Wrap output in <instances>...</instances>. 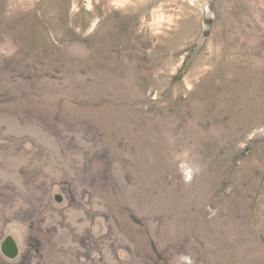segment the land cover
<instances>
[{
  "label": "rangeland",
  "instance_id": "374dc122",
  "mask_svg": "<svg viewBox=\"0 0 264 264\" xmlns=\"http://www.w3.org/2000/svg\"><path fill=\"white\" fill-rule=\"evenodd\" d=\"M7 236L0 264H264V0H0Z\"/></svg>",
  "mask_w": 264,
  "mask_h": 264
},
{
  "label": "water",
  "instance_id": "95a60500",
  "mask_svg": "<svg viewBox=\"0 0 264 264\" xmlns=\"http://www.w3.org/2000/svg\"><path fill=\"white\" fill-rule=\"evenodd\" d=\"M2 254L8 259H15L19 254L16 240L12 236H7L0 245Z\"/></svg>",
  "mask_w": 264,
  "mask_h": 264
},
{
  "label": "bare ground",
  "instance_id": "6f19581e",
  "mask_svg": "<svg viewBox=\"0 0 264 264\" xmlns=\"http://www.w3.org/2000/svg\"><path fill=\"white\" fill-rule=\"evenodd\" d=\"M166 121V120H165ZM201 128V127H200Z\"/></svg>",
  "mask_w": 264,
  "mask_h": 264
}]
</instances>
